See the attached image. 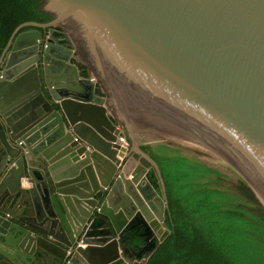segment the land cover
Segmentation results:
<instances>
[{"label": "water", "instance_id": "95a60500", "mask_svg": "<svg viewBox=\"0 0 264 264\" xmlns=\"http://www.w3.org/2000/svg\"><path fill=\"white\" fill-rule=\"evenodd\" d=\"M41 10L52 20L21 24L0 53V264H63L69 249V264H134L128 253L152 238L146 264L167 200L140 131L238 175L264 205V0ZM133 151L149 169L124 171Z\"/></svg>", "mask_w": 264, "mask_h": 264}, {"label": "trees", "instance_id": "16d2710c", "mask_svg": "<svg viewBox=\"0 0 264 264\" xmlns=\"http://www.w3.org/2000/svg\"><path fill=\"white\" fill-rule=\"evenodd\" d=\"M41 6L42 0H0V53L21 24L52 20ZM141 150L157 165L167 200L168 234L146 264H264V205L241 177L175 145L147 143ZM148 180L161 193L153 171Z\"/></svg>", "mask_w": 264, "mask_h": 264}, {"label": "flooded vegetation", "instance_id": "af4514ba", "mask_svg": "<svg viewBox=\"0 0 264 264\" xmlns=\"http://www.w3.org/2000/svg\"><path fill=\"white\" fill-rule=\"evenodd\" d=\"M25 30L27 31L29 29H25ZM54 37L57 39L58 42L64 41V37L60 36L59 34H54ZM46 39L47 40L49 39L48 35H46ZM164 232H165V229L161 225L160 227H158L157 232H156L155 235L159 239V238H162ZM151 239L148 240L147 244H144V245L139 244L138 248L132 249V251L128 253V257L137 255V258H138L139 262H134V264H142L141 257L143 255V252L141 250H146V249H148L150 247V245L152 244V240ZM70 257H71V249H69L67 251L66 260L69 261ZM114 264H124V263L122 261H117Z\"/></svg>", "mask_w": 264, "mask_h": 264}, {"label": "crops", "instance_id": "0c3cea01", "mask_svg": "<svg viewBox=\"0 0 264 264\" xmlns=\"http://www.w3.org/2000/svg\"><path fill=\"white\" fill-rule=\"evenodd\" d=\"M72 51H73V49H72ZM71 62H72V64H75L79 70H85V66L81 62H78L77 60H75V58L71 57ZM139 145H140V148H141L142 144H139ZM128 155H129V158H128L127 163L125 165L124 171L131 172L132 170H134V168L138 164H141L145 168L149 169V165L147 164V162L144 161L140 156H138V154L136 152L133 151L132 153H129ZM151 171L152 170H150L148 172V174ZM148 174H147V178H148Z\"/></svg>", "mask_w": 264, "mask_h": 264}, {"label": "rangeland", "instance_id": "374dc122", "mask_svg": "<svg viewBox=\"0 0 264 264\" xmlns=\"http://www.w3.org/2000/svg\"><path fill=\"white\" fill-rule=\"evenodd\" d=\"M136 117V121L138 123H142V122H146V121H152L151 116L141 112H137V114L135 115ZM138 142L139 144H142V146H144L147 143L153 144V133H149L146 131H140V133L138 134Z\"/></svg>", "mask_w": 264, "mask_h": 264}, {"label": "built area", "instance_id": "2783aa9c", "mask_svg": "<svg viewBox=\"0 0 264 264\" xmlns=\"http://www.w3.org/2000/svg\"><path fill=\"white\" fill-rule=\"evenodd\" d=\"M91 81L97 85V88L99 90H101V86L98 84V82L96 80H94L92 77H91ZM102 91V90H101ZM117 129L121 132V135L118 137V140L120 141L121 143V147L127 149L128 148V142L126 141V138H125V135L123 133V130H122V127L121 126H117ZM63 264H69V261L68 260H65V262Z\"/></svg>", "mask_w": 264, "mask_h": 264}]
</instances>
